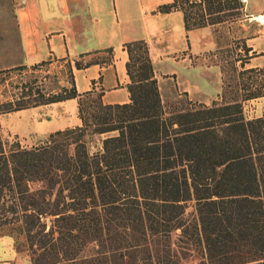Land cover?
<instances>
[{"label": "trees", "instance_id": "1", "mask_svg": "<svg viewBox=\"0 0 264 264\" xmlns=\"http://www.w3.org/2000/svg\"><path fill=\"white\" fill-rule=\"evenodd\" d=\"M240 6L169 0L158 10L179 9L193 28ZM125 49L128 101L77 92L69 67L67 91L0 102L7 112L76 97L80 120L30 147L0 138V232L22 236L30 264H264V114L187 96L167 109L145 42Z\"/></svg>", "mask_w": 264, "mask_h": 264}, {"label": "crops", "instance_id": "2", "mask_svg": "<svg viewBox=\"0 0 264 264\" xmlns=\"http://www.w3.org/2000/svg\"><path fill=\"white\" fill-rule=\"evenodd\" d=\"M165 1L169 0H6L5 23L0 26L14 28L17 54L11 57L9 64L0 66V69L16 64L30 66L43 61L68 58L77 92L99 88L102 101L125 102L129 100L125 43L141 39L145 42L156 83L162 76L173 75L177 87L181 85L180 90L190 95L192 91L185 85L189 81V74L194 71L187 62L189 53L210 49L212 33L213 40L217 42L218 31L213 32V28L216 29L218 23L224 20L185 28L179 9L166 12L158 10V5ZM242 2V19L256 22V30L243 35L249 56L248 64L262 66L264 21L259 22L254 16L264 14V0ZM175 34L179 43L168 46L166 43ZM160 43L165 46L158 52L156 47ZM178 51H181V55L177 59L170 56ZM103 53L110 54V58L105 60V57L98 55ZM78 58L87 60L80 67H74L73 62ZM69 99L76 103V97L51 103L59 104ZM42 104L11 111L36 109ZM73 124L65 125L74 126ZM63 127L64 125L59 126ZM13 257V249H5L2 264H11L9 259Z\"/></svg>", "mask_w": 264, "mask_h": 264}, {"label": "rangeland", "instance_id": "3", "mask_svg": "<svg viewBox=\"0 0 264 264\" xmlns=\"http://www.w3.org/2000/svg\"><path fill=\"white\" fill-rule=\"evenodd\" d=\"M239 2L243 3L241 0ZM5 5L6 0H0V25L5 23L7 14ZM231 12V14L224 12L222 17H225L226 20L218 23L216 29L213 28V32L218 31L217 42L213 40L214 34L212 33L210 49L189 53L187 62L194 71L189 74V81L185 85L192 91V94L189 95L186 92L184 95L183 90H180L181 85L177 87L174 83L173 75L172 77L162 76L159 78L157 82L158 92L167 109L171 105L180 104L187 96L191 101L208 105L213 102L222 103L238 99L241 100L243 114L246 117L264 114V94L242 99L248 93L253 94L259 90L264 92V65L249 66L248 51L243 37L246 33L256 30V22L255 20L247 22L242 19L244 6ZM190 37L192 39L193 34ZM178 43L175 34L166 44L169 46V44ZM163 45V43L157 45L158 52L165 46ZM132 48L133 55H140L139 49L135 46ZM180 52H174L170 56L177 59L181 55ZM15 54H17V37L14 35V28L0 26V66L9 64L12 60L11 57ZM98 55L101 58L105 57V60L110 58V54L107 53ZM86 60L77 59L80 63ZM69 67L72 69L71 61L68 58H62L50 62L43 61L30 66L16 64L0 69V102L20 97L21 93L28 92V89L31 90L32 94L35 88L53 94L61 93L62 88L67 91L71 81ZM97 91H100L99 88L94 89V92ZM51 102L44 103L36 109L0 111V138L4 142V147H11L16 142L21 147L39 144L45 139L48 131L57 129L61 125L65 127L80 121L77 103L73 99L59 104ZM9 247L14 252V257L9 259V263H31L22 236L19 235L14 238L0 232V264L4 260L1 259L4 256V250H9Z\"/></svg>", "mask_w": 264, "mask_h": 264}, {"label": "built area", "instance_id": "4", "mask_svg": "<svg viewBox=\"0 0 264 264\" xmlns=\"http://www.w3.org/2000/svg\"><path fill=\"white\" fill-rule=\"evenodd\" d=\"M20 2H22V0H19ZM241 1H245V0H241ZM263 15V19H256V16H254V18L256 19V20H258L259 22H263L264 21V14H262Z\"/></svg>", "mask_w": 264, "mask_h": 264}, {"label": "bare ground", "instance_id": "5", "mask_svg": "<svg viewBox=\"0 0 264 264\" xmlns=\"http://www.w3.org/2000/svg\"><path fill=\"white\" fill-rule=\"evenodd\" d=\"M256 19H260V20L263 19V15H257Z\"/></svg>", "mask_w": 264, "mask_h": 264}]
</instances>
